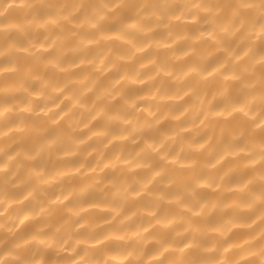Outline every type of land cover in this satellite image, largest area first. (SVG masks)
<instances>
[{"label":"clouds","instance_id":"obj_1","mask_svg":"<svg viewBox=\"0 0 264 264\" xmlns=\"http://www.w3.org/2000/svg\"><path fill=\"white\" fill-rule=\"evenodd\" d=\"M0 264H264V0H0Z\"/></svg>","mask_w":264,"mask_h":264}]
</instances>
